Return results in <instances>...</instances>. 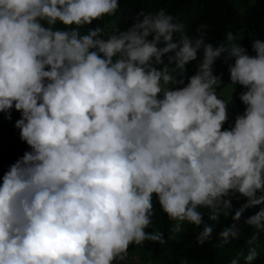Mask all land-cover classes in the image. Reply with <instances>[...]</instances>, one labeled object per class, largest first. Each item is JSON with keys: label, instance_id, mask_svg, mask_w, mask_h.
I'll return each instance as SVG.
<instances>
[{"label": "clouds", "instance_id": "obj_1", "mask_svg": "<svg viewBox=\"0 0 264 264\" xmlns=\"http://www.w3.org/2000/svg\"><path fill=\"white\" fill-rule=\"evenodd\" d=\"M118 12L119 0H0V114L20 113L30 149L0 183V264H127L130 246L166 243L148 231L156 203L169 239L188 224L202 246L222 216L220 247L242 220L249 244L264 233V207L245 218L264 205V41L254 55L232 32L213 44L165 9L106 31ZM222 58L232 102L242 89L234 120Z\"/></svg>", "mask_w": 264, "mask_h": 264}, {"label": "trees", "instance_id": "obj_2", "mask_svg": "<svg viewBox=\"0 0 264 264\" xmlns=\"http://www.w3.org/2000/svg\"><path fill=\"white\" fill-rule=\"evenodd\" d=\"M158 9H165L169 14L178 18L186 26L189 35H196V29L205 25L208 41L213 44L226 42V34L232 32L235 42L241 43L248 49L249 54L254 55L251 50V42L255 39L264 41V0H119V12L114 17H105L99 23L106 26V31H111L112 21L116 20L121 28H126L131 19L138 13L155 12ZM119 17V19H117ZM234 61H227L222 58L217 62L216 74L222 75L223 82L218 92L227 88L230 83L228 66ZM196 70V62L189 65V75ZM238 88L233 94V102L219 96L229 102L230 120L242 113L244 106L239 100ZM232 94V93H231ZM231 96V95H230ZM20 118V113L12 111L11 121L0 114V183L2 177L9 167L21 158L24 152L29 151L27 144L22 142L19 130L15 128V121ZM227 127V125H225ZM236 207L239 204L233 200ZM261 207L253 208L245 213V218L258 212ZM155 215L152 227L148 231L163 233L166 243L159 244L145 242L142 246H130L127 264H231V261L240 253L247 255L250 247H255L258 253L253 264H264V233L257 242L249 244L253 229L241 221L242 236L237 240L220 247L221 241L218 238L219 231L231 223V218L221 217L218 224H215L214 238L204 245L196 243V234L201 230L185 224L184 230L175 239H169L172 222L162 212L158 203L154 206ZM205 223L208 221L205 214ZM239 264H244L241 257Z\"/></svg>", "mask_w": 264, "mask_h": 264}, {"label": "rangeland", "instance_id": "obj_3", "mask_svg": "<svg viewBox=\"0 0 264 264\" xmlns=\"http://www.w3.org/2000/svg\"><path fill=\"white\" fill-rule=\"evenodd\" d=\"M218 95L228 99L230 97V95H231L230 86H228L227 88H225L222 91L218 92Z\"/></svg>", "mask_w": 264, "mask_h": 264}]
</instances>
